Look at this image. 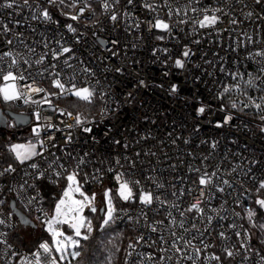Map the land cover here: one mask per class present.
I'll return each mask as SVG.
<instances>
[{
    "label": "built area",
    "instance_id": "built-area-1",
    "mask_svg": "<svg viewBox=\"0 0 264 264\" xmlns=\"http://www.w3.org/2000/svg\"><path fill=\"white\" fill-rule=\"evenodd\" d=\"M6 2L12 0H0ZM75 2L0 7V82L9 71L25 77L14 81L20 98L0 96V104L31 116V135L22 142L38 148L13 171H0V264H35L37 251L41 264L51 257L62 264L54 248L51 256L39 249L45 239L31 251L17 245L12 235L21 224L6 207L13 199L36 225L45 224L46 189L73 173L98 198L107 189L117 194L123 181L132 188L130 200H115L113 223L133 233L124 264H264V208L256 203L264 199V56L256 55L264 52V0ZM81 8L83 15L70 19ZM44 9L51 20L43 19ZM213 14L217 23L200 27ZM158 19L169 29L155 28ZM82 88L99 98L97 112L78 115L60 103ZM10 122L6 132H15ZM8 152L0 148V155ZM205 176L210 183L200 185ZM144 193L152 195L150 205L140 201ZM193 204L202 211H189Z\"/></svg>",
    "mask_w": 264,
    "mask_h": 264
},
{
    "label": "snow or ice",
    "instance_id": "snow-or-ice-1",
    "mask_svg": "<svg viewBox=\"0 0 264 264\" xmlns=\"http://www.w3.org/2000/svg\"><path fill=\"white\" fill-rule=\"evenodd\" d=\"M65 0H59L60 4H64ZM85 2V7H87V0H84ZM118 2V0H117ZM132 0H129V3H131ZM259 2V0H258ZM13 3H15V0H12V3H4V4H0V7H7V8H12L13 7ZM24 3L27 4L28 0H24ZM49 4H56L57 0H48ZM69 7L75 8L76 7V2L75 0H73V3H71L70 5H68ZM103 7L105 9L109 8V4L107 2L104 3ZM145 7L151 8L152 5L150 4H146ZM85 9L81 8L80 12L78 15H72L70 16V19L72 20H78L80 15H83ZM216 11H220V9H217ZM42 17L44 20H51V15L49 13V11L47 9H44L41 13ZM249 15H251V13H249ZM34 19L36 18L35 16L33 17ZM112 20H116L117 17L116 15H112L111 16ZM219 20V17L216 15H212V16H208L205 15L203 20L199 21V25L200 27H208V26H212L215 25L217 23V21ZM236 21H232V23H235ZM155 28L158 29H162V30H168L169 29V25L165 22H163L162 20H157L155 25H153ZM67 28L70 31L75 32L76 29L72 27L71 24L67 25ZM5 30L7 31V27L5 26ZM157 39H163V37H157ZM8 43H11V41H8ZM63 53H68L70 52L69 48H63L62 49ZM5 56H11V52H6L4 53ZM55 55V54H54ZM184 56H188L189 53L188 51H185L183 53ZM256 55H260V56H264V52H258L256 53ZM41 61H37V63H40ZM17 63V61L15 59L12 60V64L15 65ZM176 66L177 67H183V62L181 60H176ZM117 71H119V69H117ZM17 79L23 80L25 79V77L23 75H20L19 77L14 75L11 71H9L7 74H5L3 76V80L4 81H16ZM55 86L60 88V89H64V85L60 83L59 80L55 81ZM143 83V82H141ZM249 84H251V81L248 82ZM32 92H42L44 91L41 88H33L31 85L27 86ZM172 91L175 92L176 91V87L173 86L172 87ZM225 92L229 91V88H225L224 89ZM73 94L75 96H77L78 98L85 100V101H90L91 97L93 96V92L90 91L88 88H82V89H77L73 92ZM0 95H2L3 99L5 101H11L14 99H19L20 98V94L17 90V85L15 83H5L3 87H0ZM129 95H131V93H129ZM262 100H264V98H262ZM27 102V101H26ZM254 103V102H253ZM233 107H235L236 105L233 104ZM255 107L260 108L261 105L260 104H255ZM205 112V108L201 107L198 109V113L199 114H203ZM68 115L71 116V113H69ZM37 119H40V115L39 113L36 114ZM76 123L77 125L81 124V119L79 116H77L76 118ZM229 120H231V116L226 117L224 123H227ZM218 127L222 126V125H217ZM49 127H52V125H49ZM68 127H71V125H68ZM85 132H91L92 130L90 128H85L84 129ZM33 132H37V129L34 128ZM70 139V138H69ZM214 146V145H213ZM10 151H12L13 153H15L16 159L20 162V163H24L25 161L31 159L33 156L38 155V153L35 151V145L34 144H29V145H13L10 149ZM32 168H36L37 165L36 164H32L31 165ZM14 169L11 168V166L6 169L5 171H13ZM3 173H0V175H2ZM43 175V174H41ZM57 175H59V173H57ZM67 180L69 181L68 187L64 190L63 192V196L62 198L58 201V203L56 204L55 210H54V215L52 216V218L48 221H46L47 223V231L51 234L52 236V244L50 246V244L48 242H43L39 245V249H41L43 251V253L47 256H51L52 252H53V248L55 249V251L57 253H60V261H63L67 255H71L73 258L80 256V252L79 251H72L71 253H69V248H79L80 245V239L83 240H87L89 239V234L92 232V222L91 220L87 219L85 216L82 215L84 209L86 207H90L92 212H96L97 209L95 207L92 206L93 201L95 200V196L92 197H88L86 196L81 190H80V185L78 183V181L76 180V173L70 174L67 176ZM117 180H120V176H117ZM138 183V182H137ZM208 183H210V179L205 177H201L199 180V184L200 185H207ZM225 183H227V181H225ZM260 189H264V182L260 183L259 186ZM190 190V194H191ZM259 191V189H258ZM73 193H79L80 196L83 197L82 200H77L74 198ZM118 195L121 199L128 201L132 198L133 196V192H132V188L129 186V183L127 181H123L120 183L119 185V190H118ZM201 195H203V193H201ZM105 198H106V209H102V211H105V219L103 220V224L102 227L104 225L109 224V222H111L114 219V212H115V208L113 206L112 203V199L110 196V191H106L105 192ZM140 201L142 203H144L145 205H150L153 202V197L150 193H144L140 196ZM256 203L259 204L262 208H264V199H257ZM193 209H195L197 212L202 211V209L197 205V204H193L190 206V208L188 209L189 211H192ZM248 219L251 221L253 216L255 215V212L252 210H249L248 213ZM4 223L3 220H0V224ZM61 224H67L69 228L73 229L74 231V235L75 237H79L80 239H74L73 236L70 235H65V233L63 231H60L58 229V227H56L57 225H61ZM182 226V225H181ZM262 228H264V225H261ZM82 229L86 230V233H82ZM223 235V233L221 234ZM237 235L239 236L240 233H237ZM187 244H191V241H186ZM243 246V245H242ZM173 247L176 248V251L179 252L180 249L176 247L175 242L173 243ZM205 247H207V245H205ZM200 249H196V252L199 253ZM227 251V250H226ZM33 255L35 256V264H41V252L37 251L35 253H33ZM227 255L228 256H232L233 253L231 251H227ZM215 259H219L218 257H214ZM48 264H58V261L55 257H51V259L48 261Z\"/></svg>",
    "mask_w": 264,
    "mask_h": 264
},
{
    "label": "trees",
    "instance_id": "trees-1",
    "mask_svg": "<svg viewBox=\"0 0 264 264\" xmlns=\"http://www.w3.org/2000/svg\"><path fill=\"white\" fill-rule=\"evenodd\" d=\"M64 106L78 115L93 114L98 111L100 106V100L97 96H92L90 101L81 100L75 96L67 99H63L61 102ZM68 104V105H66ZM0 108L3 110H11L14 112H20L12 106L6 104H0ZM21 131L20 134H17ZM23 131L17 129L15 132L0 131V148L6 147L5 138L10 136L11 139H18L19 135H22ZM25 136H23L24 138ZM9 152L6 155H0V171L5 170L9 166V162H13L11 165H15L18 162H14L8 158ZM62 187H49L46 189V204L47 209L51 211L53 203L59 198V193ZM119 206V205H117ZM7 211H11L9 205L6 207ZM101 208L98 207L96 215L92 217V232L89 234V239L81 240L80 247L77 248L81 254L78 257L66 258L62 264H124L125 253L127 245L132 237V230L127 226H119L114 223H109L102 227ZM21 226V225H20ZM16 231L12 235V239L18 244L20 248L31 251L35 246L43 239L49 238L44 234L40 237L31 247H27L23 241L16 239Z\"/></svg>",
    "mask_w": 264,
    "mask_h": 264
},
{
    "label": "rangeland",
    "instance_id": "rangeland-1",
    "mask_svg": "<svg viewBox=\"0 0 264 264\" xmlns=\"http://www.w3.org/2000/svg\"><path fill=\"white\" fill-rule=\"evenodd\" d=\"M166 23V22H165ZM160 31H166V30H162V29H159ZM5 83H15L13 81H2L0 82V87H3ZM16 84V83H15ZM17 85V84H16ZM17 90H18V86H17ZM90 90V89H89ZM91 91V90H90ZM19 92V90H18ZM2 96V95H0ZM77 97V96H75ZM78 98V97H77ZM80 99V98H79ZM82 100V99H81ZM68 105V104H66ZM14 107L15 109L17 110H20L19 108L15 107V106H12ZM21 111V110H20ZM10 124L12 125V122H10ZM10 125V126H11ZM22 135H19L18 139H11L10 136H6V138L4 139L5 140V145L6 147H9V155H8V158L14 162H19L17 159H16V156H15V153H13L12 151H10L11 147L13 145H24L23 142H22V139H23V136H30L31 135V131H32V124H29L28 126L26 127H23L22 128ZM31 144H34L35 145V151L37 152L38 148H37V144L35 143H31ZM27 146V145H26ZM11 164H13V162H9V166H11ZM8 166V167H9ZM76 180L78 181L79 185H80V190L88 197H92V196H95V200L93 201L92 203V206L95 207L97 210H98V206H102L103 208L105 207L106 209V198H105V195L103 198H98V195L96 193H93V194H90L89 192H87L83 187L82 185L80 184L79 182V179L78 177L76 176ZM68 184H69V181H64L62 182L61 184V191L59 193V198L53 203V206L51 208V211L49 212V220L52 218V216L54 215V210H55V207H56V204L58 203V201L62 198L63 196V192L64 190L68 187ZM106 191H110V196H111V199H112V203H113V206L116 210V203H115V200L118 198L120 200L123 201V199H121L118 195V192L117 194H113L112 191L110 189H107ZM75 194H79V193H73V196L75 198ZM97 212V211H96ZM96 212H92L91 211V208L90 207H86L82 213L83 216H85L87 219L91 220L92 222V217L96 215ZM114 215V214H113ZM105 219V211H104V214H103V217L101 219V224H103V220ZM109 223H113V220ZM56 227H58V229L60 231H63L65 233V235H70V236H73L74 239H80L79 237H75L74 235V231L73 229L69 228L67 224H61V225H57ZM43 228V229H41ZM44 231L49 238L45 239L46 241L50 242V244H52V236L51 234L47 231V223L45 224H38L37 225V228L36 230H32L31 228L29 227H24L23 225H21L19 228H18V232L16 233V239L18 240H21L23 241V243L29 248L32 246L33 243H35L40 237L43 236V232ZM82 233H86V230H83L82 229ZM44 240V239H43ZM82 239H80V242H81ZM18 245V244H17ZM21 249H25V248H21ZM69 253H71L72 251H77V248L73 249V248H69ZM60 257V253H57ZM72 256L69 254L67 255V258H71ZM65 260V259H64ZM63 260V261H64Z\"/></svg>",
    "mask_w": 264,
    "mask_h": 264
},
{
    "label": "water",
    "instance_id": "water-1",
    "mask_svg": "<svg viewBox=\"0 0 264 264\" xmlns=\"http://www.w3.org/2000/svg\"><path fill=\"white\" fill-rule=\"evenodd\" d=\"M9 121H13L14 125L20 129L23 127H26L31 122V116L28 114H23L19 112H14L11 110H3L0 108V130L1 131H8V123ZM17 134H20V131L17 132ZM10 209L14 213V215L17 217L19 223L23 225L24 227H31L33 230H36L37 225L31 220L30 217H28L22 210H20L17 207V203L15 200H11L10 202ZM103 207L101 208V214H104Z\"/></svg>",
    "mask_w": 264,
    "mask_h": 264
},
{
    "label": "flooded vegetation",
    "instance_id": "flooded-vegetation-1",
    "mask_svg": "<svg viewBox=\"0 0 264 264\" xmlns=\"http://www.w3.org/2000/svg\"><path fill=\"white\" fill-rule=\"evenodd\" d=\"M10 122V121H9ZM1 131V130H0Z\"/></svg>",
    "mask_w": 264,
    "mask_h": 264
}]
</instances>
